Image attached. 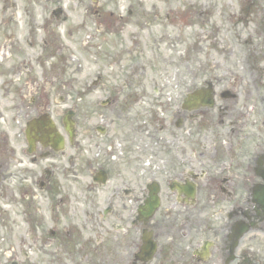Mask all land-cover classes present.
Returning <instances> with one entry per match:
<instances>
[{
  "label": "flooded vegetation",
  "instance_id": "obj_1",
  "mask_svg": "<svg viewBox=\"0 0 264 264\" xmlns=\"http://www.w3.org/2000/svg\"><path fill=\"white\" fill-rule=\"evenodd\" d=\"M104 2L75 1L101 26L93 47L104 38L108 48L104 75L62 114L52 89L70 84L65 65L45 64L33 81L32 58L38 47L64 52L58 28L74 8L0 0V98L10 102L0 198L13 208L0 205V264H264V0L245 2L255 25L240 64L226 66L233 51H219L226 75L195 86L187 51L177 74L161 75L139 33L116 48L135 14L143 30L159 11Z\"/></svg>",
  "mask_w": 264,
  "mask_h": 264
},
{
  "label": "rangeland",
  "instance_id": "obj_2",
  "mask_svg": "<svg viewBox=\"0 0 264 264\" xmlns=\"http://www.w3.org/2000/svg\"><path fill=\"white\" fill-rule=\"evenodd\" d=\"M75 1L78 0H63L67 11L72 10V8L74 9L71 14H69V23L62 22L58 28L59 33H61L60 35H62L61 38L64 45L68 47H66L64 52L62 51L60 55L54 56L52 54V56L49 57H47L46 54L47 50L38 47L36 52L33 50L34 53L32 58L33 81L41 82L42 71H44L42 70L43 65H52V67L58 66V64L60 66L65 65V68L63 67L65 75L64 80L70 81V84L66 86L58 84L52 89L54 94L59 93L60 96L63 97L59 104H56L57 106L52 105L54 109L58 110L57 112L62 114L69 108H73L76 103H81V101L79 102L77 100L79 93L86 92L85 89L87 90V87L93 80L97 79L99 75H104V66L106 63L105 54L107 52L106 48H108L104 38L100 40V44H102L100 48L95 49L93 47L94 44L92 43L94 41L90 39L89 35L93 32L101 33V26H94L97 21L96 18L93 17L90 19L91 15L86 12V9L77 7ZM86 1L89 2L91 0ZM98 1H105L104 3L108 2L107 5L112 6L116 1H120L122 5L130 6L133 4V7L136 8L141 4L148 13L159 11V19L155 20V17L151 14L150 18L153 20L151 22L148 21L147 24L144 23L146 25L143 30L137 28L135 23L141 26V22H136L140 15L135 14L131 19V23L128 24V34L125 31L121 36V41L117 42V47L114 45L113 48H119L118 46L121 44L124 45L126 42L124 37L132 38L133 34L139 33L142 49L144 47L143 50H145V54L141 56L148 58V56L153 57L157 54L160 59L161 71H166V73L161 72V75L169 73L177 74L176 65L179 62L181 52L187 51L190 53V67L188 69L191 70L190 78L194 86L197 83L203 82L206 76L215 77L217 74L226 75V68L221 71L220 69L217 70L215 67L224 57V53H220L219 51H233L232 54H227L226 66L239 65L238 52L241 53L242 50H245L247 54L249 46L244 45V38H247L248 34L253 32V26L255 25L253 22L255 15L251 13L252 9L250 6L245 3L247 0ZM105 9V6L102 7L101 12H104ZM91 10L94 11L92 6ZM138 10L140 11L141 9ZM262 11L263 12L258 18L259 21L264 22V10ZM178 12H180L179 16L183 15L184 19L176 20ZM171 13H175V15ZM173 17H175V20ZM71 27L77 31L74 32V36L72 34L70 35L69 29ZM260 32H262V30H260ZM237 33H239V36L242 34V41L238 40ZM240 43L243 46H241ZM234 50L236 51L235 53ZM95 51H97L96 59L93 56ZM37 56L40 57L39 60H37ZM63 57L65 63H60ZM145 62L147 64L151 63V61L148 60ZM187 64L188 62L183 64V71H185V66ZM205 67L206 71H204ZM2 70L1 68L0 73ZM149 72L153 73L150 70ZM44 74L46 75V73ZM117 74L119 75L118 72ZM87 91H89V89ZM84 97H86L85 100L88 99L89 94L84 95ZM9 103L8 100L0 98V109L2 108L0 119L1 142L3 140L1 130L9 129L10 126L8 120L10 114ZM35 112H37V110H34V113ZM196 135L195 138L198 139ZM85 136L87 139L83 143L88 144V133ZM0 205L1 208L4 209V212L8 214L13 210L7 200L0 198ZM17 232L23 231L17 230ZM7 234L9 235V233ZM11 241L14 240L11 239ZM3 249L7 251L8 244H6Z\"/></svg>",
  "mask_w": 264,
  "mask_h": 264
},
{
  "label": "water",
  "instance_id": "obj_3",
  "mask_svg": "<svg viewBox=\"0 0 264 264\" xmlns=\"http://www.w3.org/2000/svg\"><path fill=\"white\" fill-rule=\"evenodd\" d=\"M192 96L194 97V98H196V99H200V100H202V99H204V95H202V94H199V93H194V94H192ZM149 204H150V206H149V208L152 210V209H154L153 207H154V202H153V198L149 201ZM261 205L263 206V208H264V200L261 202ZM153 211V210H152Z\"/></svg>",
  "mask_w": 264,
  "mask_h": 264
}]
</instances>
